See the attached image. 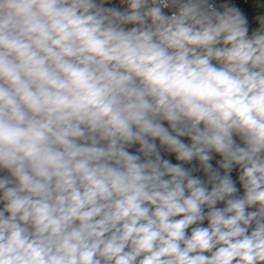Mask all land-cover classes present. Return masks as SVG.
<instances>
[{"label": "clouds", "instance_id": "1", "mask_svg": "<svg viewBox=\"0 0 264 264\" xmlns=\"http://www.w3.org/2000/svg\"><path fill=\"white\" fill-rule=\"evenodd\" d=\"M0 264H264V0H0Z\"/></svg>", "mask_w": 264, "mask_h": 264}]
</instances>
